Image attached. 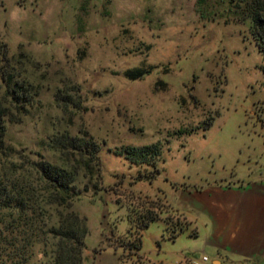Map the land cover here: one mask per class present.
<instances>
[{
  "label": "rangeland",
  "instance_id": "374dc122",
  "mask_svg": "<svg viewBox=\"0 0 264 264\" xmlns=\"http://www.w3.org/2000/svg\"><path fill=\"white\" fill-rule=\"evenodd\" d=\"M2 4L0 35L37 90L22 121L7 123V146L58 163L48 146L57 131L87 132L100 145L102 179L75 204L88 220L83 264L204 254L211 264L202 215L172 186L193 191L264 174V54L250 22L236 20L227 0ZM135 68L139 75L127 74ZM152 144L155 165L116 153ZM182 212L187 221L172 239Z\"/></svg>",
  "mask_w": 264,
  "mask_h": 264
},
{
  "label": "trees",
  "instance_id": "16d2710c",
  "mask_svg": "<svg viewBox=\"0 0 264 264\" xmlns=\"http://www.w3.org/2000/svg\"><path fill=\"white\" fill-rule=\"evenodd\" d=\"M227 2L236 20L250 22L251 34L264 54V0ZM20 63L14 62L0 35V264H83L88 220L75 204L102 179L100 145L87 132L62 130L48 141L59 154L58 163L38 154H14L6 144V125L21 122L37 94ZM139 73L138 68L127 71L132 77ZM116 153H124L133 164L155 165L160 148L152 144ZM157 218L148 217L141 228ZM139 236V244L132 248H140Z\"/></svg>",
  "mask_w": 264,
  "mask_h": 264
},
{
  "label": "crops",
  "instance_id": "0c3cea01",
  "mask_svg": "<svg viewBox=\"0 0 264 264\" xmlns=\"http://www.w3.org/2000/svg\"><path fill=\"white\" fill-rule=\"evenodd\" d=\"M172 189L185 206L202 215L206 233L210 236L209 243L215 252L211 264H264V174L255 173L242 181L208 184L193 191L174 185ZM182 213L185 221L170 228L172 239L181 233L183 223L187 221L185 212ZM196 233L197 229H194L193 234ZM184 259L180 257L156 264Z\"/></svg>",
  "mask_w": 264,
  "mask_h": 264
},
{
  "label": "built area",
  "instance_id": "2783aa9c",
  "mask_svg": "<svg viewBox=\"0 0 264 264\" xmlns=\"http://www.w3.org/2000/svg\"><path fill=\"white\" fill-rule=\"evenodd\" d=\"M209 261L208 256L202 255L200 258L186 257L184 260L177 261L170 264H204ZM246 264V263H245Z\"/></svg>",
  "mask_w": 264,
  "mask_h": 264
}]
</instances>
